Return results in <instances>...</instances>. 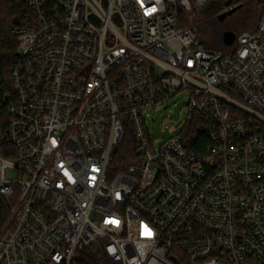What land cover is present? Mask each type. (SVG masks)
<instances>
[{
	"label": "built area",
	"instance_id": "obj_1",
	"mask_svg": "<svg viewBox=\"0 0 264 264\" xmlns=\"http://www.w3.org/2000/svg\"><path fill=\"white\" fill-rule=\"evenodd\" d=\"M7 1L25 11L0 81V264H78L98 244L114 264H264V5L210 50L183 23L210 0ZM181 94L184 129L158 145L144 114Z\"/></svg>",
	"mask_w": 264,
	"mask_h": 264
},
{
	"label": "rangeland",
	"instance_id": "obj_2",
	"mask_svg": "<svg viewBox=\"0 0 264 264\" xmlns=\"http://www.w3.org/2000/svg\"><path fill=\"white\" fill-rule=\"evenodd\" d=\"M224 3L223 0H210L199 10L198 15L194 13L191 17L183 19V23L196 25L197 40L210 50L225 49L222 46L221 39L223 32L231 31L234 34H239L243 31L255 29L258 23L262 5L256 7V0H251L249 3L243 2L245 5L241 9L222 22L215 20L213 11L217 6L224 8ZM239 4L237 3V5ZM185 102L186 95L181 94L172 98L159 111H151L149 114L147 112L144 114L147 129L156 144L158 143L159 145L183 131V124L188 115ZM174 103H176V106H173Z\"/></svg>",
	"mask_w": 264,
	"mask_h": 264
},
{
	"label": "trees",
	"instance_id": "obj_3",
	"mask_svg": "<svg viewBox=\"0 0 264 264\" xmlns=\"http://www.w3.org/2000/svg\"><path fill=\"white\" fill-rule=\"evenodd\" d=\"M243 2L249 3L251 0L233 1V3H240L241 8L245 5ZM256 4V7H259V5H264V1L256 0ZM221 9L222 6H217L213 11L215 20H217V14ZM260 9L262 10V6ZM24 11L25 8L21 2L0 0V81L6 75L8 68L15 62L18 40L12 34V30L19 24V20ZM222 46L224 48L223 44ZM183 139L191 151L204 155L205 148L208 145V139L204 127L199 123H189L186 126ZM132 142V136L126 134V137H124L122 143L114 152L113 162L114 164H119L117 166L118 171H121V165L126 164L128 158L132 157ZM6 214L7 204L4 200L0 199V226ZM77 253L79 255L78 264H114L105 256L101 244L79 248Z\"/></svg>",
	"mask_w": 264,
	"mask_h": 264
},
{
	"label": "water",
	"instance_id": "obj_4",
	"mask_svg": "<svg viewBox=\"0 0 264 264\" xmlns=\"http://www.w3.org/2000/svg\"><path fill=\"white\" fill-rule=\"evenodd\" d=\"M232 5V2L231 1H226L224 3V6L226 8L230 7ZM239 9H241V5H237V6H234L232 8H230L229 10H227L226 12L220 14L218 17H217V20L219 22H222L224 21L227 17L231 16L232 14H234L236 11H238ZM221 39H222V43L224 46H231L234 39H235V34L231 31H225L222 33L221 35Z\"/></svg>",
	"mask_w": 264,
	"mask_h": 264
},
{
	"label": "snow or ice",
	"instance_id": "obj_5",
	"mask_svg": "<svg viewBox=\"0 0 264 264\" xmlns=\"http://www.w3.org/2000/svg\"><path fill=\"white\" fill-rule=\"evenodd\" d=\"M154 11H156V9L155 8H152V9H150V11H149V13L148 14H150V12H154ZM113 223H116L115 221H113ZM146 231H147V229H146ZM148 234L150 235L151 233L150 232H148Z\"/></svg>",
	"mask_w": 264,
	"mask_h": 264
}]
</instances>
